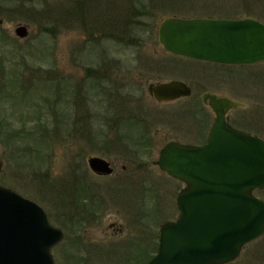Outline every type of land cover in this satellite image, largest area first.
<instances>
[{"label":"rangeland","instance_id":"374dc122","mask_svg":"<svg viewBox=\"0 0 264 264\" xmlns=\"http://www.w3.org/2000/svg\"><path fill=\"white\" fill-rule=\"evenodd\" d=\"M242 10L264 17V0H0V184L36 201L63 230L51 248L56 264H138L141 240L155 252L159 224L177 216L183 186L156 164L158 152L169 140L202 139L196 118L204 113L209 125L214 116L204 92L242 102L228 122L264 138V61L206 62L167 53L158 41L166 17ZM18 23L28 25L27 37L14 34ZM171 80L191 96L161 103L149 95L148 84ZM90 155L110 161L113 173H93ZM70 172L86 173L88 187L84 174L66 179L63 192L47 184ZM83 193L92 197L81 201ZM72 202L84 208L73 211V226ZM228 264H264V233Z\"/></svg>","mask_w":264,"mask_h":264},{"label":"water","instance_id":"95a60500","mask_svg":"<svg viewBox=\"0 0 264 264\" xmlns=\"http://www.w3.org/2000/svg\"><path fill=\"white\" fill-rule=\"evenodd\" d=\"M14 34L27 37L28 25ZM162 49L174 55L231 64L264 60V24L244 18L166 17L158 26ZM158 101L189 96L179 80L148 85ZM214 113L202 144L165 142L156 164L183 182L175 197L179 213L159 225L156 253L146 264H228L242 248L264 233V138L228 122V111L244 104L204 92ZM90 170H113L105 158L90 155ZM0 160V172L2 170ZM64 237L36 201L0 184V264H56L51 248Z\"/></svg>","mask_w":264,"mask_h":264},{"label":"flooded vegetation","instance_id":"af4514ba","mask_svg":"<svg viewBox=\"0 0 264 264\" xmlns=\"http://www.w3.org/2000/svg\"><path fill=\"white\" fill-rule=\"evenodd\" d=\"M245 1V0H244ZM207 18H215V19H228V20H239V19H244V18H250V19H253V20H256V21H259V22H261V23H263L264 24V17L263 16H261V15H258V14H256V13H254V12H249L248 10H242V11H239V12H237V13H234V14H220V15H215V16H209V17H207ZM166 52V51H165ZM202 61H206V62H212V61H207V60H202ZM213 63H217V64H223V65H232V64H226V63H218V62H213ZM155 83H157V82H155ZM151 84V83H150ZM149 85V84H148ZM150 95V94H149ZM151 96V95H150ZM191 96V94L189 95V96H186V97H190ZM152 97V96H151ZM154 100H156L154 97H152ZM180 98H184V97H179V98H177V99H174V100H170V101H158V100H156L157 102H164V103H167V102H172V101H176V100H178V99H180ZM203 103L204 104H206V105H208V100H207V102H204L203 101ZM209 106V105H208ZM211 109V108H210ZM194 112V111H193ZM195 114H198V113H195ZM213 118H214V116L212 117V119H211V121H210V123H209V125H208V121H207V118L205 117V115H204V113H200V117H199V119L197 120V118H196V128H197V130H196V133L197 134H199V135H201V137H202V139H199V141L198 142H196V143H194V144H201V143H203V142H205V140H206V136H207V131H208V129H209V127H210V125H211V123H212V120H213ZM208 125V126H207ZM206 126H207V128H206ZM204 131H206L205 132V134H204ZM185 143H189V142H185ZM108 161V160H107ZM109 163H110V165H111V167L113 168V170H112V172L110 173V174H107V175H111L112 173H113V171H114V167H113V165L111 164V162L109 161ZM74 167V166H73ZM74 168H76V167H74ZM164 172V171H163ZM94 173V172H93ZM166 173V172H165ZM81 174H84L85 176L82 178V181H81V184H84V185H86L87 186V184H86V180H87V178H88V176H87V174L86 173H79V174H73V173H69V175H67V179L69 180L70 178L71 179H76V178H78ZM96 174V173H95ZM167 174V173H166ZM97 175H99V174H97ZM168 175V174H167ZM99 176H106V175H99ZM169 176V175H168ZM171 177V176H170ZM171 178H173V177H171ZM77 181H79V180H77ZM181 182V181H180ZM182 183V182H181ZM183 184V183H182ZM183 186H184V184H183ZM182 186V187H183ZM88 187V186H87ZM92 196L89 194V193H83V195H82V197H81V201L83 200V198H85V199H87V198H91ZM75 200V199H74ZM80 202H72L71 203V206H70V211H69V220H68V224L69 225H71V226H73L74 225V221L72 222V220H73V218H75L74 216H73V211H78L79 209H78V207L80 208V207H82V206H80V204H79ZM82 210H84V208L82 207ZM70 221V222H69ZM76 221H77V218H76ZM109 228H111L113 231H114V233L115 234H121L122 232H123V230H124V228H123V226L121 225V224H118L117 222H111L109 225ZM125 241L126 240H134V239H124ZM140 242H143L144 243V248H143V250H142V252L140 253V255H139V257L137 258V260L139 261L138 262V264H146L151 258H152V256H153V254H154V251H152V246H151V244H150V241L148 242V240L146 241H140ZM157 243H158V234H157V241H156V248H157ZM118 246H121V245H118ZM113 247V246H112ZM118 248V247H117ZM151 248V249H150ZM156 248H155V251H156ZM120 250H121V252L123 253V249L125 250V251H127V249H128V245H125L124 247H121V248H119ZM149 251H151L150 252V254H148L149 253ZM144 252V253H143Z\"/></svg>","mask_w":264,"mask_h":264},{"label":"trees","instance_id":"16d2710c","mask_svg":"<svg viewBox=\"0 0 264 264\" xmlns=\"http://www.w3.org/2000/svg\"><path fill=\"white\" fill-rule=\"evenodd\" d=\"M128 19V18H127ZM129 23V20H125V26L126 27H128L127 26V24ZM124 29H126V28H124ZM0 39H2V40H5L6 39V36H4L2 33L0 34ZM262 61H260V62H256L255 64H259V63H261ZM249 65H253V64H245V65H239V66H249ZM89 71H90V69H89ZM94 72H96L95 70H94ZM123 119V118H122ZM38 124V129L40 130V132H41V136H47L48 135V131H49V129H48V127H47V125H46V123H40V121H39V123H37ZM243 124V123H242ZM244 126H246V128H248V129H253L254 130V128H258V127H253V126H251V125H249V124H244ZM241 127V126H240ZM144 142V141H143ZM139 143H142V142H138V141H135L134 142V145L136 144H138V145H140ZM144 153H146L145 152V150L143 151ZM42 162H43V156H40V158L38 159V164H39V166L41 167L42 166ZM45 175V174H44ZM43 176V175H42ZM66 179H67V177L66 176H59V177H56V179H54V180H52V181H50L49 183H47L48 185H53L55 188H56V190H58V191H62L63 192V184L66 182ZM47 180H43V179H40V182L43 184V183H45ZM262 191H264V189L263 190H256L255 192H262ZM264 192H262L261 194L262 195H264L263 194ZM156 245V244H155ZM155 248H156V246H155ZM155 248L153 249V250H155Z\"/></svg>","mask_w":264,"mask_h":264}]
</instances>
